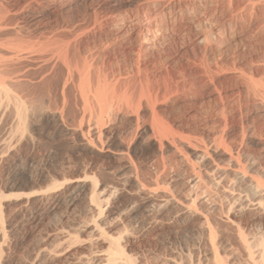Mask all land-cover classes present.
Returning a JSON list of instances; mask_svg holds the SVG:
<instances>
[{"label": "rangeland", "instance_id": "1", "mask_svg": "<svg viewBox=\"0 0 264 264\" xmlns=\"http://www.w3.org/2000/svg\"><path fill=\"white\" fill-rule=\"evenodd\" d=\"M39 1L47 2L35 5L38 18L10 16L13 29L33 40L68 43L94 67L86 94L55 58L26 63L14 87L24 123L17 125L14 100L0 104V196H7L0 205V264L90 261L105 249L92 237L96 221L120 237L134 264H210L206 225L223 264H246L239 234L255 249L263 243L264 209L227 196L226 178L214 165L230 168L217 153L239 146L244 161L251 155L264 162V105L246 93L238 74L264 72V35L209 56L219 64V76L211 78L196 65L198 49L178 41L153 54L142 52L136 35L109 46L113 21L139 0ZM6 5L9 0H0ZM95 75L107 80L98 93ZM54 184L61 185L49 191ZM93 192L100 199L95 206L88 203ZM184 203L191 210L183 211Z\"/></svg>", "mask_w": 264, "mask_h": 264}, {"label": "bare ground", "instance_id": "2", "mask_svg": "<svg viewBox=\"0 0 264 264\" xmlns=\"http://www.w3.org/2000/svg\"><path fill=\"white\" fill-rule=\"evenodd\" d=\"M48 1L51 2L53 0H48ZM60 1L65 3H70L73 0H60ZM46 2H42V1L40 2L39 0H30V1L24 0V2L22 0H9L8 7L7 5L5 6V8L0 7V104L2 103V101L5 102V100L9 101L12 99L15 101V105L13 107V113L17 125H21L24 123L25 108L23 106L22 101L18 99L19 95L17 98L16 94L18 91L15 93L14 87L20 81L21 77L19 76V73L21 72V69H26L29 67L28 65H26V63L29 62L31 63L39 60L48 61V59L55 58V60L58 61L65 69L64 70L66 72L65 77L66 78L76 77L77 79L76 81H78L79 86L81 88L84 89L89 87V83L91 81L90 72L94 66L89 62H87L86 59L79 58L80 55H75L72 52V50L70 51L68 43L60 44L63 41L60 42H57L55 40L53 41L54 38H52V40H49L50 38L47 39L43 38V40H38L39 38L38 37L36 38L37 40H33V38L31 39L29 37L23 36V34H21L20 31L14 30L16 29L14 28L15 26H13L14 22L12 20L14 19L11 17L12 20H9L11 15H13V17H15L16 15L19 16L24 15V18L26 19L28 18L36 19L38 17H35L36 15L34 16V14L35 13L40 14L42 13V11L35 8L37 7L35 5H40L39 7H41V5L43 3L45 4ZM33 22L35 21L33 20L32 24H34ZM113 22H114L113 25L115 26L114 27L115 33L113 34L114 38L110 42L109 46H114L119 43H125L126 40L136 35L141 37L140 44L142 47H144L142 48L143 51L142 50L141 51L146 53H152V52L154 53L155 50L157 51V49H162V48L165 49V47L169 43L172 44L173 41H178L181 46L183 45V47L190 45L193 46V48L195 47L196 49H198L196 51L197 53L194 54V59L196 60L194 61L197 62L196 65L199 64L200 66H202L203 68L202 73H204V76L206 75V77L208 76L212 78L214 75H218L219 64L217 60L212 59V57H211L212 60H210L209 56H212L213 54H215V52L223 51V49L226 48L227 44H229L230 42H237L240 44V46L244 45L246 47L249 41L253 40V38L255 39L256 36L258 37V34L264 35V0H139L132 9L124 11L121 15L117 16ZM114 28H113V32H114ZM219 55L221 56L220 53ZM260 64H262L264 67V57L260 61ZM141 70H137V71H141ZM220 70H222L221 67ZM247 70L240 69L239 73L237 70H235V72H237L240 75L239 77H241L242 80L244 81L245 83L244 88H246V93L248 92V94H250L251 97L254 100H256V102L258 101L260 104L264 105V72L261 73V71L259 70L261 74L259 73L260 75L259 74L257 75L254 73L253 69H252L253 72H246ZM97 76L99 75L97 74ZM97 76L95 80V86H96L95 88H97L98 90L99 88L101 89L102 87L101 84L104 85L107 84V80L106 77L104 76H100V77ZM139 79L141 80V78ZM100 89L98 91L97 90L95 91L98 93ZM85 90H87L85 91L86 94L90 93V92L87 93L88 88ZM82 93H83L82 95L85 96L84 95L85 93L84 92ZM92 93L95 92L93 91ZM123 93H124V89H123ZM259 136H260L259 138H261L262 134ZM256 140L258 142H261L262 139H256ZM263 140H264V135H263ZM240 145H242V143ZM236 146L238 147V145ZM243 148L244 147L241 148V146H239L237 149L233 148L234 150L227 147H224V149L222 148V151L218 152L217 156L219 158H222L224 164L226 163V165L230 166V168L225 169L224 168L225 165L222 166L221 164H216L214 165V169L221 172L222 175L226 178L225 182H223L224 180L220 178L223 180L222 182L224 183L222 186L221 185L220 186L222 187V190L227 196L232 197L234 201H238V202L247 200V202H249L251 206H254L262 210V208L264 209L263 207L264 206V162L259 163L257 158H252V157L250 158L251 155L248 157L247 160L244 161L245 157L247 156V153L244 151ZM194 175L197 176V173ZM199 176L200 174L198 175V177H195V180H197V184L202 183L203 181V180L200 181L201 179L199 178ZM216 182L219 184V182L215 180V183ZM60 185L61 184H54L52 188L50 189L48 188V189L49 191L51 190L53 191ZM83 186L84 185H82V187ZM94 192L88 202L91 206L97 205V201L99 199ZM1 194L2 195L0 196V205H1V200L7 198V196L5 195L3 196V193ZM35 194L36 192H32L29 194H25V196L30 197ZM163 196H165L164 198H167L168 200L169 196L166 193ZM238 202L236 203L239 204ZM182 210L188 212L189 210H191V205L184 203V205H182ZM96 223L94 225L92 224L93 227L91 226L92 228L91 230L93 233L92 237L100 241L104 245L105 249L100 250L99 252H97V254L95 253V255L92 257L90 261L83 262L82 260L81 264H134L132 260L125 253L123 249L124 246H122L120 242V237L117 236L113 237L110 234H107L103 230V228H101V226ZM3 224L4 223L2 219V212L0 209L1 233L3 232V227H4ZM204 227L209 238L208 241L210 246L209 255L211 258L210 264H223L222 263L223 261L219 259L217 253L214 250V242H213L214 238L212 237L214 235H212V232L208 227V225ZM66 236L68 238L67 241L71 242L70 240H72V237L69 234ZM239 236H241L240 241L243 249V255H244L243 259H245L246 264H264V245H263L264 242L259 243L255 249L253 243L246 240L245 237H242V234L241 235L239 234ZM33 263L34 260L32 261V263L30 262V264ZM167 264H178V263L175 260H171Z\"/></svg>", "mask_w": 264, "mask_h": 264}]
</instances>
